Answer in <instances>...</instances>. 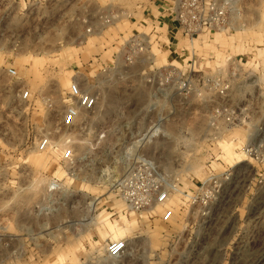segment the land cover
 Wrapping results in <instances>:
<instances>
[{
    "label": "rangeland",
    "instance_id": "rangeland-1",
    "mask_svg": "<svg viewBox=\"0 0 264 264\" xmlns=\"http://www.w3.org/2000/svg\"><path fill=\"white\" fill-rule=\"evenodd\" d=\"M145 3L0 0V264H264V0H235L233 30L183 40L181 57L185 48L182 58L194 67L169 61L167 48L154 50L158 66L171 63L230 86L227 98L207 91L162 99L158 114L138 98L148 92L140 71L121 58L134 29L149 33L148 16L146 28L131 22ZM102 11L119 16L106 27V51L93 49L88 23ZM96 57L110 68L104 85L97 83L101 67L86 66ZM9 66L20 80L9 77ZM74 80L99 97L97 109L64 130ZM22 88L30 103L17 96ZM223 105L244 110L238 126H212V111ZM157 118L153 144L132 146ZM44 137L51 145L40 151ZM249 145L258 147L259 161L243 151ZM67 147L71 161L62 156ZM141 156L153 158L179 192L164 206L136 212L127 209L120 184ZM210 173L229 177L217 202L203 209L189 199ZM117 241L127 250L114 260L108 250Z\"/></svg>",
    "mask_w": 264,
    "mask_h": 264
},
{
    "label": "built area",
    "instance_id": "built-area-1",
    "mask_svg": "<svg viewBox=\"0 0 264 264\" xmlns=\"http://www.w3.org/2000/svg\"><path fill=\"white\" fill-rule=\"evenodd\" d=\"M235 0H178L172 9L167 11L171 14V23H167L165 16L160 19H151L142 28L150 27L149 33L139 32L128 39L122 41V61L125 67L137 68L140 72V80L143 87L148 90L147 95L150 102L147 108L148 113H159L160 100L172 101L179 97L190 100L195 97H202L207 91H214L219 97L227 98L229 83L220 79L208 77L195 78L191 73H185L175 65H157V55L154 50L163 51L168 48V32L170 29L176 30L184 39L194 43L201 41L206 35L233 30L231 12ZM119 16L113 12H105L101 15V20L105 27L114 24ZM88 33L91 30L88 29ZM192 60L191 66H195ZM100 66L98 85H104V79L110 73V68L101 63L100 58L91 61L87 69L93 66ZM6 72L12 79L20 80L19 74L14 67L9 66ZM118 74L119 72L116 71ZM115 72V73H116ZM116 73V75H117ZM102 79V80H98ZM19 99L25 103L32 101V95L28 89L18 91ZM68 98L71 104L66 108L62 119L61 128L64 130L73 129L80 120L82 113H94L97 109L98 96L82 87L79 80H74L68 91ZM244 110L223 105L212 111V126L218 120L224 121L229 126H238L243 116ZM163 119H154L150 122L145 133L137 139L135 143L151 141L159 136ZM51 142L47 137L39 140L37 148L45 151ZM243 151L253 159L259 161L261 157L258 147L249 145ZM64 161L73 159L72 150L67 147L62 153ZM130 156V155H129ZM126 156L127 160L130 157ZM138 169H134L120 184V194L130 211H146L157 206H164L171 202L175 192H179L177 187L170 183L169 176L163 173L156 165V161L150 157H137ZM226 177L209 174L206 181L199 185L197 192L191 196L193 204L201 206L203 209L211 207L217 202L224 188L223 178ZM173 217V210L168 209L163 220L168 222ZM127 250L126 242L117 241L109 246L108 254L111 259H119Z\"/></svg>",
    "mask_w": 264,
    "mask_h": 264
},
{
    "label": "crops",
    "instance_id": "crops-1",
    "mask_svg": "<svg viewBox=\"0 0 264 264\" xmlns=\"http://www.w3.org/2000/svg\"><path fill=\"white\" fill-rule=\"evenodd\" d=\"M177 1L178 0H146L147 3H145V5H149L148 9H146V7L142 8L141 9L142 12H140V13L138 12L137 14H135V16H138V17H133L136 22H133V21H131V22L134 25L136 24L138 27L141 28L144 25V22L146 20L145 18H147V16H148V18H150V20L151 19L153 20V19H160L161 16L164 15L167 23L170 24L171 20H172L171 14L169 12H165V11H167V9L169 11H172V9L174 8ZM103 13H105V11H102L99 13L97 12L96 14L89 15V17H88V21H89L88 23H90V25H92V27H93V34L91 35L90 39L95 40L96 44L94 45L95 47L93 49L98 50V51L108 50V47L106 46V43L108 44V41H107L108 30H106V27L101 20V15ZM134 31L136 33L137 29H134ZM135 33H133V34H135ZM166 38L168 40V45H170L166 49V52L169 54L168 55L169 61L175 57L174 58L175 62H178V60H179V62L183 61V64H182L183 67H185V64L190 65V63H192V61L190 59H187V61L185 63L183 58H182L183 53H185V48L181 49L182 50V57H181V53H180L181 52L180 47H182L181 43L185 39L179 33H177V31L175 29L174 30L170 29V31L168 32V36H166ZM115 44H116V42L114 43V45ZM188 56H189V54H188ZM96 67H97L96 65L93 66L92 70L95 71ZM138 98L144 100L145 102L143 101V103H145V105L148 108L150 98L147 95V93L146 92L140 93L138 95ZM153 141H154V139L151 141L135 143L134 147L150 146L153 144Z\"/></svg>",
    "mask_w": 264,
    "mask_h": 264
},
{
    "label": "bare ground",
    "instance_id": "bare-ground-1",
    "mask_svg": "<svg viewBox=\"0 0 264 264\" xmlns=\"http://www.w3.org/2000/svg\"><path fill=\"white\" fill-rule=\"evenodd\" d=\"M196 42V41H195Z\"/></svg>",
    "mask_w": 264,
    "mask_h": 264
}]
</instances>
